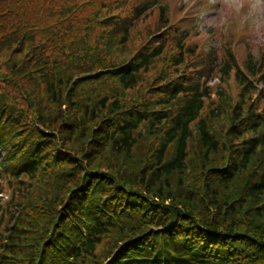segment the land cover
<instances>
[{
	"label": "trees",
	"instance_id": "trees-1",
	"mask_svg": "<svg viewBox=\"0 0 264 264\" xmlns=\"http://www.w3.org/2000/svg\"><path fill=\"white\" fill-rule=\"evenodd\" d=\"M86 8L82 0H0V111L10 115L0 124V156L9 150L5 173L19 157L42 161L31 163L16 198L28 205L31 231L49 230L69 201L77 214L93 207L101 223L74 244L77 264L100 260L98 249L115 242L120 251L110 264H264V117L237 104L218 136L213 124L225 106L202 116L208 89L170 87L158 105L176 108L172 116L150 111L145 98L124 99L162 53L122 60L129 31L93 40L94 16L80 36L72 22ZM92 72L95 80L83 79ZM241 84L246 98L252 87ZM143 131L163 133L154 154ZM193 140L202 149L190 157ZM28 246L11 255L32 260L39 244ZM45 256L47 264L55 258Z\"/></svg>",
	"mask_w": 264,
	"mask_h": 264
},
{
	"label": "rangeland",
	"instance_id": "rangeland-1",
	"mask_svg": "<svg viewBox=\"0 0 264 264\" xmlns=\"http://www.w3.org/2000/svg\"><path fill=\"white\" fill-rule=\"evenodd\" d=\"M153 1H156L157 7L140 16L139 13L145 10V5ZM82 2L87 4L86 12L72 22L76 27L81 25L82 28L78 31L80 36L86 33L87 20L96 16L97 18H93V31L90 34L93 40L99 34H105L113 35L115 41L120 38L119 26L127 24L131 26L128 44L124 46L125 50L120 55L122 60L124 58L136 60L150 52L162 53L145 74V78L142 76L139 88L128 92L124 99L130 101L133 98H145V101L151 103V107L148 108L150 111L159 112L162 109L164 114L162 113L161 117L172 116L176 113V108L167 109L158 105L169 93L170 87L196 86L201 92L208 89L209 97L205 99L203 116H208L210 110L225 106L222 109L225 117L213 124L218 136L224 135L228 129V121L224 120L231 115L237 104L242 103L245 111L253 105L255 112L259 114L258 118L264 117V29L256 33L250 26L245 25L239 15H234L235 5L230 4L229 0H82ZM253 2L254 0H242L244 9L246 10ZM163 11L165 13L162 15ZM115 24L118 26L114 27ZM68 27L69 25L59 28H63L64 33ZM56 29L54 33L59 32V29ZM229 54L233 55V61L229 60ZM226 66H229L228 72ZM97 77L98 73L92 72L83 79L89 81ZM241 80L252 87L246 98H242L244 86ZM115 82L113 80V87L116 86ZM224 95L227 100H223ZM8 112L12 110L9 109ZM142 135L151 141L150 150L153 154L157 152L164 138L163 133L155 136L154 133L143 131ZM145 142L141 141L142 146H146ZM189 149L192 157L202 149V144L193 140ZM138 153L146 154L147 150L139 147ZM61 157L64 159L67 156L63 154ZM102 173L107 174L108 170ZM16 187L15 184L9 185L5 177L2 188L8 196L14 197L13 188ZM7 220L0 228L2 231L5 227L1 243L4 242L11 225L7 224ZM84 220H88L87 216L79 215L74 219L76 226L70 241L75 242L76 237L81 236ZM112 242L111 236L108 244ZM105 245L98 249V257H103L94 264H107L119 250L120 244L115 242L107 249Z\"/></svg>",
	"mask_w": 264,
	"mask_h": 264
},
{
	"label": "clouds",
	"instance_id": "clouds-1",
	"mask_svg": "<svg viewBox=\"0 0 264 264\" xmlns=\"http://www.w3.org/2000/svg\"><path fill=\"white\" fill-rule=\"evenodd\" d=\"M229 3L235 5L234 15H239L243 23L254 32L260 33L264 29V0H254L246 10L242 0H229Z\"/></svg>",
	"mask_w": 264,
	"mask_h": 264
}]
</instances>
